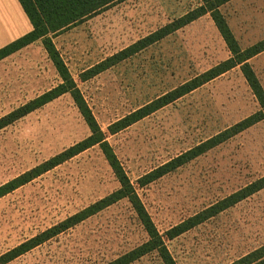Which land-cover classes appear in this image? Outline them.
Returning a JSON list of instances; mask_svg holds the SVG:
<instances>
[{
  "label": "rangeland",
  "instance_id": "374dc122",
  "mask_svg": "<svg viewBox=\"0 0 264 264\" xmlns=\"http://www.w3.org/2000/svg\"><path fill=\"white\" fill-rule=\"evenodd\" d=\"M201 5L200 0H120L50 37L175 263L229 264L264 244V189L172 240L165 233L264 177V121L146 187L137 180L259 111L239 71L116 135L107 133L110 124L224 59L209 16L85 83L78 79ZM223 12L238 38L264 35V0H235ZM32 53L46 82H37L34 73L28 76L30 69L23 66L15 75L23 79L22 92L0 91V119L33 100L27 95L35 93L37 83L41 93L59 79L38 51L26 58ZM21 66L20 61L18 71ZM4 72L6 79L11 72ZM88 135L68 94L7 126L0 131V187ZM118 188L99 147L93 146L14 189L0 198V257ZM146 240L122 200L6 264H105ZM132 264L162 263L151 253Z\"/></svg>",
  "mask_w": 264,
  "mask_h": 264
},
{
  "label": "trees",
  "instance_id": "16d2710c",
  "mask_svg": "<svg viewBox=\"0 0 264 264\" xmlns=\"http://www.w3.org/2000/svg\"><path fill=\"white\" fill-rule=\"evenodd\" d=\"M17 1L30 22L32 30L21 38L0 49V61L8 58L29 45L40 41L47 55V59L52 64L61 81L54 89L2 117L0 119V131L28 114L58 99L59 97L68 94L85 122L89 135L84 140L59 153L44 164L1 186L0 198L14 189L26 184L33 178H36L41 174L59 166L93 146L99 147L119 185V188L110 195L84 208L58 225L53 226L52 228L5 253L0 257V264H6L18 258L35 247L58 236L62 232L79 225L80 223L122 200H126L129 203L137 221L147 236V240L105 264H132L151 253H156L162 264H176L167 250L162 236L158 233L137 193L135 192V189L127 178L123 168L118 162L112 149L105 141L104 134L98 127L91 111L83 99L82 94L69 74L68 69L63 63L50 37V35L58 34L76 24H79L82 20L98 13L102 9H105L114 2L120 0ZM200 1L202 2L200 7L188 12L179 19L159 28L155 32L136 41L127 48L104 59L78 76L79 81L81 83H85L162 41L205 15H209L213 21L222 41L231 55L230 59L191 79L165 95L153 100L140 109L126 115L122 119L110 124L107 127V133L113 136L152 115L158 110L172 104L187 94H190L214 78L228 72L236 66H240V71L258 105L260 106V110L211 137L210 139L198 144L187 152L168 161L162 166L143 175L137 180V185L140 188L146 187L160 178L174 172L180 167L188 164L189 162L264 120V92L249 65L246 63L249 59L264 51V40L244 51H241L224 18L219 13V8L232 0ZM263 189L264 177L223 198L219 202L211 205L175 227H172L165 233V237L168 240H172L205 223L208 219H211L227 209L234 207L236 204L246 200ZM229 264H264V244Z\"/></svg>",
  "mask_w": 264,
  "mask_h": 264
},
{
  "label": "crops",
  "instance_id": "0c3cea01",
  "mask_svg": "<svg viewBox=\"0 0 264 264\" xmlns=\"http://www.w3.org/2000/svg\"><path fill=\"white\" fill-rule=\"evenodd\" d=\"M233 1H235V0H232V1L228 2V3H226L225 5L221 6L219 8V13L224 18V20H225V22H226V24H227V26H228L231 34L233 35L234 39L236 40V42L238 44L239 49L241 51H244V50L248 49L249 47L257 44L258 42L264 40V35L263 34L262 35H259L256 38H238L235 35V32H234V30L232 29V27H231V25L229 23L228 16L225 15V12H223V9L227 5L231 4ZM203 17H201V18H203ZM201 18H199V19H201ZM198 20H196V21H198ZM196 21H194V22H196ZM210 21H211L213 27L215 28V30H216L219 38L221 39V37H220V35H219V33H218V31H217V29H216L213 21L211 20V18H210ZM28 22L29 21H28L26 15L24 14V12H23L22 8L20 7V5H19V3H18L17 0H0V49L4 48L8 44L14 42L15 40H17V39L21 38L22 36L26 35L27 33H29L32 30V27L30 25V22H29V24H28ZM193 23H191V24H193ZM191 24H189V25H191ZM244 33H245V31H244ZM221 42L223 44V50H224V53H225L224 59L222 61H220V62H217V63L211 65L208 69L203 70L201 73H199L195 77H197V76H199V75L207 72L208 70L216 67L220 63H222V62L230 59L231 55H230L229 51L227 50V48H226L224 42L222 41V39H221ZM38 46H40L41 49L40 48L38 49L37 48ZM36 51L39 52V54H40L41 57H45L46 62L49 61L47 59V55H46V53H45V51H44V49H43L42 44H41L40 41L35 42V43L27 46L26 48H24V49H22V50H20V51H18L16 53H14L13 55L9 56L8 58L0 61V91H13V92L20 91V92H22L23 88L20 85V82L23 79L20 80L15 75H18V74H21L22 73V67L23 66H26L25 68L27 69V71H29V69H30V71L28 72L29 73L28 76H32L31 73H34V78H36V81L37 82H40V81L43 82V81H45V79H40L39 78L41 76V74H44V72L43 71H42V73H39L38 72V70H39V64H38V59L36 58V54L35 53H32L31 55H29L30 57L28 56L29 58L28 57L26 58V55L28 53L30 54L31 52H36ZM133 57H131V58H133ZM20 61H21L22 66H21L20 70L18 71ZM246 63L249 65L250 69L252 70L253 74L257 78V80H258V82H259V84H260V86H261V88H262V90L264 92V51L261 52L260 54L256 55V56L252 57ZM234 70H238L239 71L242 80L244 81L245 85L248 87L251 95L253 96V94H252V92H251L248 84L246 83V81H245V79H244V77H243V75H242V73L240 71V66H236L235 68L229 70L228 72H226V73H224V74H222V75L214 78L213 80L207 82L206 84H204L200 88L194 90L190 94H193L194 92L198 91L199 89L203 88L204 86H207L209 83L211 84V83L219 80L220 78H222V76H225L227 73H229L231 71H234ZM4 71L11 72L10 74L7 75V77H12L13 79H8L7 77H6V79H4V77H3V74L5 73ZM18 77L21 78L20 76H18ZM195 77H193V78H195ZM193 78H191V79H193ZM190 80H188V81H190ZM8 81H9V83L11 82V85H9V86H7L5 84ZM58 81H59V79H58ZM58 81H57L56 85L50 86L49 88H47L46 90H44L41 93L38 92V88L39 87H38V83H37V87L35 89V93H29L27 96L33 97V99H35L37 97H40L44 93H46V92L54 89L58 84H60V82H58ZM188 81H186V82H188ZM186 82H184V83H186ZM16 84L19 85V87L16 86ZM181 85H179V86H181ZM26 90H31V88L26 89ZM165 94H163V95H165ZM190 94H187L186 96H188ZM163 95H161V96H163ZM0 96H1V94H0ZM17 96H22V94H19ZM186 96H184V97H186ZM184 97H182V98H184ZM182 98H180L178 100H181ZM253 98H254V96H253ZM254 100H255V102H256V104L258 106V109L260 110V106L258 105V103H257V101H256L255 98H254ZM177 101H175V102H177ZM140 108H138V109H140Z\"/></svg>",
  "mask_w": 264,
  "mask_h": 264
}]
</instances>
